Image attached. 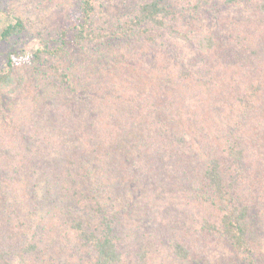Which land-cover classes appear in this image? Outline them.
I'll list each match as a JSON object with an SVG mask.
<instances>
[{"label": "trees", "instance_id": "16d2710c", "mask_svg": "<svg viewBox=\"0 0 264 264\" xmlns=\"http://www.w3.org/2000/svg\"><path fill=\"white\" fill-rule=\"evenodd\" d=\"M186 2L142 0L119 21L105 0H74V24L35 28L0 0V264H203L190 224L225 264H264V0ZM205 7L234 9L221 24L249 35L198 33ZM178 181L188 190L156 198ZM146 188L181 237L150 218L131 229L121 195ZM197 199L210 213L196 229Z\"/></svg>", "mask_w": 264, "mask_h": 264}, {"label": "rangeland", "instance_id": "374dc122", "mask_svg": "<svg viewBox=\"0 0 264 264\" xmlns=\"http://www.w3.org/2000/svg\"><path fill=\"white\" fill-rule=\"evenodd\" d=\"M140 1L142 0H105V7L110 6V11L107 12L105 10V13H107L108 18H117L119 21H121L125 15L129 14V12L131 11L130 9L134 6V4ZM180 2L185 6L187 5L186 0H180ZM2 3H3V8L5 9V12L9 14V17L11 16L21 17L22 19H24L27 25L33 24L35 28L37 27V24H40L41 19H44L46 21L48 20L47 25L49 24L59 25L60 27H67L70 26L71 24H74L71 20L72 19L71 16L76 10L75 9L76 6L74 5V0H2ZM212 13H214L215 15ZM236 14L234 9L221 8V9H217L216 12L214 11L211 12L209 7H207L200 14L203 21L202 24L196 26L195 29L197 28V32L201 33V32H205L206 31L205 29H210L212 28V26H214L216 28L214 33L218 38H221L222 42L223 40L225 42L229 41L230 40L229 37H231L229 35L230 34L233 35L232 32L238 33L241 36L249 35L247 30L244 29L240 30V28H237L236 26L227 23L226 24L224 23V25L221 24L222 23L220 22V18L222 19L221 16H228L227 18H232V17H236L235 16ZM9 17H5L3 16V14H0V33L5 28V26L11 22ZM203 23H206L205 26H203ZM30 43L31 42H28L27 44H25V46H23L22 49L24 51V55H29V51L32 46ZM6 49H7V45L4 44L0 38V62L5 60L4 55L7 51ZM180 50L184 54V56H182L183 57L182 61L184 63L185 69L189 70L190 68L187 67L186 61L190 57L196 55V51H195L196 48L188 44V45H182L180 47ZM174 63L176 66L178 65L180 67V62L178 60H175ZM203 64H199L200 67ZM169 170L171 169H168V171ZM196 170L197 171L201 170V167L200 166L195 167L193 165V169L187 172L186 178L189 181V184L186 183V186H184L183 181H178V184H175V187L173 188L170 187L163 188L165 189V191H162L161 197H156V198H160V199L162 198L160 200L162 202L163 198L165 197L168 198L172 196L173 193H176L178 191H187L188 190L187 184L188 186H190L191 180L195 179L199 175ZM148 175L149 176L147 177L149 179H152V177H155L157 174L152 176L150 175V172H148ZM144 184L151 189V186H149L148 183L145 182ZM146 190L147 188L142 194L135 193V195H133L132 197H124L125 196L124 191L121 195V197L127 198L126 200L129 201L130 204L129 211H132L133 215L135 214L136 219L130 224L131 229L137 227L136 223L139 224V222H142L143 224V221H146L147 219L149 220L150 218L149 221L150 223L149 222L148 223L151 226H153L154 229H156L155 233L157 235L164 236L165 231L167 232L169 229L174 235L177 234V236L181 237V234H179L178 231L172 229V222L174 220L173 218H171L172 221L171 220L167 221L166 226L162 225L160 222L158 223L157 219H160L161 222L163 223L166 222V220L162 221L164 213H159L163 207V204H161L160 201L157 204H155L156 202H153L155 201V198L153 201L147 200L148 196H150L151 194H148ZM164 194H166V196L163 197ZM150 202H152L151 206H150ZM22 207H23L21 212L22 221H24V223L27 224L28 227H30L31 225L32 226L36 225V223L38 222V216L32 215V213L29 212V210L25 209V206ZM187 212L189 215L188 218L190 222L192 220H195V222L193 223L194 225L193 227L197 229L198 224H200L201 221V220L199 221L200 217L209 215L210 206L200 205L197 199V202L193 204L189 208V210H187ZM35 216H36V220H35ZM157 216L159 217L157 218ZM143 226L147 230L150 227V226H146V222H144ZM189 226L191 229V233L189 236L190 239L192 238L195 241H197L198 237L201 235L198 234L196 231L194 232L193 228H191V224ZM211 238L212 237L209 236L207 240H205L202 243H196L190 239H187L188 243L190 242L192 243V246H195L193 248L194 249L193 256L194 257L202 256L203 264H225V262L227 263V261L225 260L229 258V256L227 255V253L222 251L223 246L219 244L217 240H212Z\"/></svg>", "mask_w": 264, "mask_h": 264}]
</instances>
